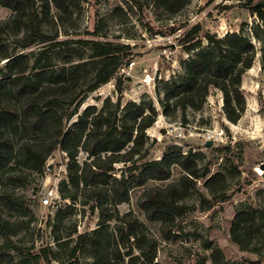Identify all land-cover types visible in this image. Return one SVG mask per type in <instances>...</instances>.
I'll return each instance as SVG.
<instances>
[{
  "label": "trees",
  "instance_id": "1",
  "mask_svg": "<svg viewBox=\"0 0 264 264\" xmlns=\"http://www.w3.org/2000/svg\"><path fill=\"white\" fill-rule=\"evenodd\" d=\"M190 2L156 0L155 6L168 14H177ZM0 5L12 11L8 19L0 21V62L12 57L5 43L7 34L19 37L16 42L20 48L44 45L32 65L25 55L0 68V169L15 162L16 153L30 171L44 174L48 158L61 149L68 157V179L59 186L61 198L70 201L73 208L80 205L84 210L89 208L99 214L98 227L79 234L77 226L71 222V229L63 231L69 215L59 211L50 223L57 250L15 244L12 237L29 229L34 217L12 222L0 215V242L4 240L0 244V264H79L81 253L91 255V264H161L156 261L160 241L137 217L128 213L121 216L119 205L130 199L133 189L150 181H167L173 168L180 167L183 174L178 181L165 188L151 187L139 200L147 220L160 224L162 239L178 241L181 238L179 227L186 216L197 209L211 210L218 202L227 200L225 193L219 194L215 189L217 180L221 185L226 184V175L218 173L207 179L206 187L213 197H203L199 207L184 203L205 174L201 173L198 154L191 150L187 153L172 150L161 159L149 158L147 130L159 116L152 102L123 104L120 97L116 101L107 97L101 106L89 105L80 110L88 93L114 78L130 47L100 39L81 41L90 45L89 64L94 70L92 81L83 89L80 64H72L62 71L42 64L48 49L68 43L54 41V35L47 29L57 26L65 14L70 13L67 0H0ZM252 11L264 22V7L254 6ZM201 30L196 25L184 33V50L199 51L184 63L183 78L168 87L161 102L163 114L171 117L188 108L199 111L215 88L223 94L227 119L237 123L247 108L242 82L253 66L256 47L242 33L225 38L205 33L201 38L198 36ZM177 31L172 27L170 34ZM98 32L92 34L97 36ZM204 40L209 44L207 48L203 47ZM261 52L264 57V39ZM122 83L123 79L119 78L118 93L123 91ZM225 150L232 151L230 146ZM81 153L86 154L83 161H80ZM237 158L240 164L243 154ZM25 179L16 174L9 176L14 184H21ZM18 200L15 192L0 193V203L10 211L16 209ZM263 222L264 218L254 207L238 212L232 222L233 241L247 250ZM204 248L212 250V264H228L218 245L206 241ZM248 262L259 264L252 259Z\"/></svg>",
  "mask_w": 264,
  "mask_h": 264
},
{
  "label": "rangeland",
  "instance_id": "2",
  "mask_svg": "<svg viewBox=\"0 0 264 264\" xmlns=\"http://www.w3.org/2000/svg\"><path fill=\"white\" fill-rule=\"evenodd\" d=\"M155 1L67 0L70 13H66L57 26L47 29L54 35V41L68 43L48 49L42 64H50L58 71L68 70L72 64H80L81 84L85 89L92 81L94 70L89 64L92 54L90 45L81 41L100 39L128 45L129 54L123 58L121 67L133 61L129 74H122L119 69L109 83L85 96L80 110L89 105L101 106L107 97H112L114 101L120 97L123 104L127 101L152 102L159 116L147 130L149 158L161 159L172 150L183 153L191 150L198 154L201 173L205 175L183 202L199 207L203 197L212 198L206 181L218 173L225 174L227 182L221 185L217 180L215 189L220 191L219 194L225 193L227 200L218 202L211 210L197 209L186 216L179 227L181 238L178 241L163 240L160 224L147 220L139 200L151 187L165 188L169 183L178 181L183 171L176 166L169 180L150 181L143 187L133 189L130 199L119 205L121 216L128 213L137 217L145 224L147 231L160 241L156 261L161 264H212V250L204 248L206 241L220 247L228 264H249V259L264 264V222L247 250L241 249L231 234L233 219L244 209L254 207L264 218V57L261 52L264 22L252 11L254 6L264 7V0H191L177 14H168L156 8ZM53 12H56L55 8ZM11 14L10 9L0 5V21L8 19ZM196 25L202 29L198 34L201 38L205 33L216 38L242 33L256 47L255 61L242 82L247 108L237 123L227 119L223 111V94L215 88L211 89L201 110H179L171 117L163 114L161 102L168 87L183 78L184 63L199 51L188 53L182 44L184 33ZM172 27L178 31L170 34ZM96 30L99 31L97 36L92 34ZM5 38L12 57L1 61L0 68H6L11 60L25 55L32 65L44 49L43 44L20 48L16 42L19 37L13 34H7ZM208 46L204 40L203 47ZM149 77L152 79L150 82ZM119 78L123 79L122 93H118L116 86ZM227 146L231 147V152L225 150ZM240 153L243 160L239 164L237 157ZM85 157L86 154L81 153L80 161ZM231 159L235 162H231ZM67 163L66 153L58 149L48 158L44 174L30 171L21 155L16 153L15 162L0 169V193L15 192L19 197L13 211L0 203V215L12 222L30 217L35 219L29 229L21 230L12 237L15 244L57 250L50 223L61 210L69 215L63 231H69L71 223L77 226L79 234L98 227L97 212L92 213L89 208L84 210L80 205L73 208L70 201L61 198L59 186L68 179ZM13 174L26 179L21 184H14L9 180ZM47 196L50 197V205L43 203ZM3 242L1 240L0 244ZM11 254L18 258L14 251ZM67 254L68 250L64 252V257L67 258ZM91 263L90 254H79V264Z\"/></svg>",
  "mask_w": 264,
  "mask_h": 264
},
{
  "label": "built area",
  "instance_id": "3",
  "mask_svg": "<svg viewBox=\"0 0 264 264\" xmlns=\"http://www.w3.org/2000/svg\"><path fill=\"white\" fill-rule=\"evenodd\" d=\"M133 65H134V62L132 61V62H130V63H126L124 66H122L121 68H120V70H121V73L122 74H125L126 72H127V74H129V71L128 70H131L132 68H133ZM152 79H151V77H149V81L148 82H150ZM43 203L45 204V205H50L51 203H50V197H45V199L43 200Z\"/></svg>",
  "mask_w": 264,
  "mask_h": 264
}]
</instances>
